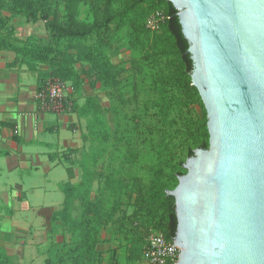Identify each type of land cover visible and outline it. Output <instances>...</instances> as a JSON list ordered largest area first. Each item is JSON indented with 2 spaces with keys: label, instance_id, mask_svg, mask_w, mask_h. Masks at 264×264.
Wrapping results in <instances>:
<instances>
[{
  "label": "rangeland",
  "instance_id": "1",
  "mask_svg": "<svg viewBox=\"0 0 264 264\" xmlns=\"http://www.w3.org/2000/svg\"><path fill=\"white\" fill-rule=\"evenodd\" d=\"M54 1H59L55 8L57 14L50 16L49 20L53 17L64 20L66 0H50L53 9ZM77 2V20L81 22L92 24L105 12L102 0ZM118 8V4L112 5V11ZM1 14L10 18L4 33L9 31L12 38L20 40L14 42L16 47L27 49L50 43L45 21L26 23L20 16L11 17V13L6 10L1 11ZM163 21V12L154 11L145 18V26L151 33H159ZM125 38L126 30L114 23L107 32L93 35L80 45L105 50L119 82L118 88L110 90L103 89L99 83L91 87L95 75L88 62L75 61L72 68L79 80L67 82L57 75L54 68L61 61L59 54L50 56L51 67L34 63L18 52L7 51L11 61L9 66L34 69L41 89L49 81L58 80L66 83L71 90L68 94L72 104L70 113L80 118L78 120L73 117L72 125H75L78 132L74 135L80 152L83 182L81 187H77V192L64 212L68 223H65V219H55L50 231L30 233L29 236L33 237L31 241L21 240L22 243L18 242L15 247H0V262L76 264L77 250L81 249L80 217L82 211H86L85 228L92 235L98 236L107 226L115 230L111 240L98 237V245L111 242L114 248H110L107 253L96 249L100 256L94 257L95 261L99 264H145L142 260L144 240L150 231H157L147 224L143 207L138 202L143 187L151 178L149 168L158 163L160 157L170 161V166H176L179 162L184 164L188 151L196 150L194 142L201 135V128L206 127L207 120H204L201 101H187L185 94L174 85L166 86L171 110L168 123L162 124L152 107L161 84H155L159 81L153 76L162 72L165 63L155 64V71L158 72L154 75L147 73L145 65L137 68L135 63L139 64L140 56L135 55ZM57 48L63 50L64 42ZM77 52L74 48L67 54L75 57ZM89 101L98 108L97 115H93L89 109ZM160 149H163L162 153ZM167 172L170 174L169 170ZM107 180L112 181L113 186L108 185ZM168 184L173 186L171 181ZM56 185L49 186L47 182L40 187V198L46 197L47 206L49 196H57V190H54ZM2 215L0 212V218ZM115 222L116 227L112 226ZM134 241L137 242L136 246Z\"/></svg>",
  "mask_w": 264,
  "mask_h": 264
},
{
  "label": "water",
  "instance_id": "2",
  "mask_svg": "<svg viewBox=\"0 0 264 264\" xmlns=\"http://www.w3.org/2000/svg\"><path fill=\"white\" fill-rule=\"evenodd\" d=\"M166 1L208 133L167 192L176 264H264V0Z\"/></svg>",
  "mask_w": 264,
  "mask_h": 264
},
{
  "label": "trees",
  "instance_id": "3",
  "mask_svg": "<svg viewBox=\"0 0 264 264\" xmlns=\"http://www.w3.org/2000/svg\"><path fill=\"white\" fill-rule=\"evenodd\" d=\"M78 0H66L64 20L53 17L56 15V6L59 1H54L51 7L50 0H0V51L18 52L24 58H28L34 63H41L52 67L50 56L59 54L61 61L54 65L57 75L65 81L79 80L76 72L72 68L75 61L88 62L91 71L94 73V82L91 84H101L103 89L110 90L118 88L119 82L114 66L110 63L105 50L82 47L81 42L87 40L93 35L107 32L109 26L117 24L120 29L126 30L125 42L135 52L136 56H140L139 65H145L147 73L155 74V64L164 62L165 66L160 74H156L153 78L161 83L158 88V96L153 101L152 107L156 116L162 124H167L171 110V100L167 94L166 86H176L185 94L187 101L195 99L200 100L197 90L191 86L190 74L192 72V62L189 55L186 54L188 43L184 39L181 32V26L178 21L177 12L172 4L166 0H102L105 9L101 18L94 20L92 24H87L77 20V10L75 5ZM118 4L117 11H112V5ZM6 10L11 13V17L20 16L26 23H36L45 21L46 28L49 32L50 43L47 46H35L33 48H19L14 42H20L17 38H12L9 34L4 33L10 23V18L2 16L1 11ZM162 11L164 21L161 24V32L151 33L145 26V18L154 11ZM64 42V49L59 50L57 47ZM76 49L77 55L74 57L67 54L71 49ZM152 77V76H151ZM156 80V81H157ZM91 83V82H90ZM154 84V85H155ZM202 103V102H201ZM88 107L93 115H97L96 108L90 101ZM204 120L206 112L202 104ZM201 135L194 142L196 149H207L208 137L207 129L201 128ZM163 149H160L162 153ZM194 150L188 151L187 158L193 156ZM160 157V156H159ZM170 174H167V171ZM150 181L143 187L138 202L143 207L146 222L151 229L160 231L168 240H173L176 234V216L174 199L167 196V192L173 190L178 183V178L185 174L183 163L179 162L176 166H170V161L165 158H159L158 163L149 168ZM83 173V168H82ZM168 175V176H167ZM173 182L170 187L168 182ZM83 182L82 181L79 186ZM107 184L113 186L112 181L107 180ZM81 187V186H80ZM77 192L76 188H71L66 193L64 209L53 215L52 222L55 219L66 218L65 211L68 209L72 198ZM87 212L82 211L80 217V239L81 249L77 250L76 264H99L94 257L100 256L96 246L100 242L97 235H92L85 228ZM68 223V219L64 220ZM117 223H112L116 227ZM135 243V241H134ZM137 242L134 244L136 246ZM102 256V255H101ZM0 264H6L0 262Z\"/></svg>",
  "mask_w": 264,
  "mask_h": 264
},
{
  "label": "crops",
  "instance_id": "4",
  "mask_svg": "<svg viewBox=\"0 0 264 264\" xmlns=\"http://www.w3.org/2000/svg\"><path fill=\"white\" fill-rule=\"evenodd\" d=\"M8 63V52L0 51V212L4 215L0 247H15L21 240L31 241L32 232L50 231L53 215L65 206L67 191L78 187L83 175L74 135L78 132L72 125L73 117L80 120L79 116L41 112L37 97L43 87L38 74ZM47 182L57 184V196H49V206L39 191ZM114 236L110 226L98 235L103 240ZM110 248L114 243L96 246L106 253Z\"/></svg>",
  "mask_w": 264,
  "mask_h": 264
},
{
  "label": "built area",
  "instance_id": "5",
  "mask_svg": "<svg viewBox=\"0 0 264 264\" xmlns=\"http://www.w3.org/2000/svg\"><path fill=\"white\" fill-rule=\"evenodd\" d=\"M68 87L61 81H49L38 94L39 109L51 114L71 112ZM179 249L173 240L166 239L160 231H150L144 240L142 260L145 264H176Z\"/></svg>",
  "mask_w": 264,
  "mask_h": 264
}]
</instances>
